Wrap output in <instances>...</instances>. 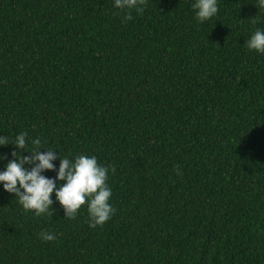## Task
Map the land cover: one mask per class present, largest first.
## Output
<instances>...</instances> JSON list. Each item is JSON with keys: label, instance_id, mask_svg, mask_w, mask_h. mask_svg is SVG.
Here are the masks:
<instances>
[{"label": "trees", "instance_id": "trees-1", "mask_svg": "<svg viewBox=\"0 0 264 264\" xmlns=\"http://www.w3.org/2000/svg\"><path fill=\"white\" fill-rule=\"evenodd\" d=\"M192 2L0 0V135L96 156L115 209L90 228L86 204L35 216L0 186V264H264V55L244 44L264 9L197 23Z\"/></svg>", "mask_w": 264, "mask_h": 264}, {"label": "clouds", "instance_id": "clouds-1", "mask_svg": "<svg viewBox=\"0 0 264 264\" xmlns=\"http://www.w3.org/2000/svg\"><path fill=\"white\" fill-rule=\"evenodd\" d=\"M145 3L146 0H113V7L142 13ZM254 6L264 9V0H256ZM191 8L196 22L204 23L218 13V0H193ZM131 19L130 14L124 16L125 21ZM244 44L249 51L264 55V30L257 28ZM29 144L32 145L30 149ZM8 145L15 150L10 154L12 159L0 154V161L7 159L0 171V186L18 198L25 211H31L35 216L48 214L52 210L54 194L64 217L69 219L75 218L86 204L90 228L102 226L114 214L115 209L109 203L112 190L107 183L110 169L99 164L96 156L80 154L61 158L58 149L42 147L38 137L29 138L23 131L11 139L0 135V147ZM42 148L44 152L40 151ZM55 160H59L58 168L52 163ZM45 171L54 172V178L43 175ZM39 238L49 242L56 236L42 231Z\"/></svg>", "mask_w": 264, "mask_h": 264}]
</instances>
